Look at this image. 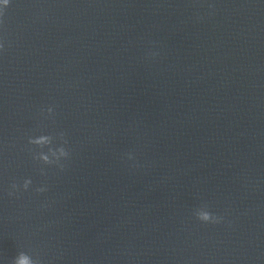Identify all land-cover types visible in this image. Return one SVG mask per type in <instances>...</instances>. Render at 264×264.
Segmentation results:
<instances>
[{
  "label": "clouds",
  "instance_id": "1",
  "mask_svg": "<svg viewBox=\"0 0 264 264\" xmlns=\"http://www.w3.org/2000/svg\"><path fill=\"white\" fill-rule=\"evenodd\" d=\"M9 3L10 0H4V6L3 8H0V17L3 16L4 14L3 9L6 8L9 5ZM0 23H2V20H0ZM3 50H4V43L0 42V51ZM53 112H54L53 107L47 108V113L49 116H52ZM58 136L59 139L62 141V145L60 147L50 148L49 151H51L52 154L57 157V160H59L61 157L66 159L69 157L70 153L63 145L67 144L68 141L65 139V133L60 132ZM51 141H52V136L50 135L40 136L39 138H33V137L28 138V144L30 145L43 146L45 144H51ZM29 151L32 152V158L34 161H40L44 165L54 164V162L49 159L48 155H45L43 153L40 154L34 153L32 149H29ZM56 165H58L61 168V170H63L64 167L63 164L58 163ZM40 172L41 175L45 174L43 168L40 169ZM31 184H32V180L30 178L24 179L22 185L17 182H13L11 184L12 190L8 192V195L9 196L17 195L21 191V189L23 191H27ZM46 190H47L46 187H39L35 189L37 193H43ZM194 216L200 222L211 223V224H219L224 219L222 216H218L215 213L211 212L207 204H203L199 208H197L194 212ZM11 264H43V262L38 255L34 256L33 254H30L28 252L20 251L16 255V257L12 260Z\"/></svg>",
  "mask_w": 264,
  "mask_h": 264
}]
</instances>
